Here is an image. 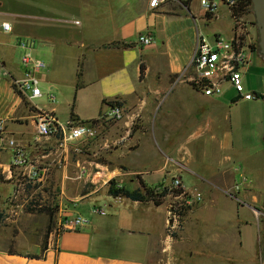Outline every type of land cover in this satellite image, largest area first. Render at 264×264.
<instances>
[{
  "label": "crops",
  "instance_id": "obj_1",
  "mask_svg": "<svg viewBox=\"0 0 264 264\" xmlns=\"http://www.w3.org/2000/svg\"><path fill=\"white\" fill-rule=\"evenodd\" d=\"M185 2H189V13L183 10ZM194 2L195 0H168L152 9L151 0H0V17L13 25L11 33L0 32V120L6 123L8 138L21 146L27 159L45 160L55 154L58 156V144L61 142L59 138L45 140L39 136L33 105L37 99L30 102L13 85L14 80L24 78L26 69L21 59L25 53L44 64L45 67L37 72L36 78L43 94L48 95L52 91H60L61 79L58 73L66 70L64 64L71 60L73 51L75 93L69 104L72 112L69 117L62 118L59 107L54 106L48 111L53 112L62 124L71 121L82 125L109 114V103L120 102L125 115L120 129L124 128L125 136L119 139L127 140L125 147L108 153L109 159H106L105 164L86 158L89 154L84 148L89 145L88 140L77 142L75 147L78 153L67 156L66 165L72 169L83 168L86 174L76 178L74 175V182H78L77 189L62 191V195L78 201L72 206L64 205L65 215H79L78 205L88 202L90 212L82 215L87 221L86 225L78 231H66L62 230L60 220L56 233L50 234L45 251L43 244L32 253L15 248H0V264H149L155 262L160 244L164 245L166 254L172 255L174 238L169 235L171 205L167 200L174 198L166 197L161 206L152 202L113 198L108 194V184L113 179H128L127 183L134 184L133 190H137L142 189L140 180L148 187H155L170 184L177 178L181 180L189 199H192V193L185 185L184 174L192 173L196 176V165L200 167L208 162L217 168L215 174L196 177L211 190L212 202H219L226 209L233 205L228 209L233 216L231 218H234L229 220V223H234L233 233L231 226L224 228L220 233L221 238L211 249L214 260L217 259L218 264H264V226L256 217L255 205L250 203V200L255 202L258 198L249 190L233 191L241 176L247 178L243 189L249 188V184L253 183L262 185V170H258L257 182L249 179V160L262 155L264 147L249 156V147H235L232 134L223 131L219 119L200 111L207 108L214 110L221 106L220 98L204 97L191 85L187 97L184 96L183 89L188 88V85L173 88L177 80L189 76L198 34L203 33L201 23L205 21L204 13L192 9ZM11 8L20 9V12L12 14ZM80 9H86L85 12L92 14L94 20H102L95 31L90 30L88 35L87 32L83 35L81 31L61 26L64 23L74 28L81 27L83 24L78 19L62 18V15L70 17ZM140 35L151 36L153 44L148 47L141 45ZM23 41L31 43V47L23 49L20 46ZM81 62L82 86L78 88ZM180 83L185 84L183 81ZM83 94L102 105V111L97 117L85 118L78 114V98ZM165 104H168L167 114L160 122L159 132L153 135L157 145L156 156L160 158L162 166L130 173L128 157L140 150L143 136L149 135L148 124L158 107ZM200 105L201 109L194 108ZM136 118H141L143 125L131 137ZM103 128H107L108 146L113 140L116 126L107 123ZM119 133L122 134L121 130ZM205 134H211L210 140L215 145L210 147L212 153L209 155V150L206 151L208 147H194L197 156H193L188 147L193 144L194 139ZM13 154L14 151L0 139V182L12 183L15 188L21 172H29V167L13 166ZM98 154L99 152H93V156L97 157ZM245 167L248 168L245 170ZM90 175L95 177L90 178ZM97 176L102 178L99 184L95 181ZM88 183L91 185L86 186ZM127 183L124 185L127 186ZM99 202L102 205H98ZM3 204L4 202L2 207ZM190 206L191 210L182 226L184 241L189 216L196 208L195 204ZM239 207L246 209L249 214L241 218ZM261 214L264 217V213ZM159 215L161 218L158 219ZM156 219L161 227L160 237H155L153 232ZM254 228L257 229L256 232ZM184 248L180 255L184 264H191L192 259L204 255H196L190 259ZM41 254L43 256L40 258L31 257Z\"/></svg>",
  "mask_w": 264,
  "mask_h": 264
},
{
  "label": "rangeland",
  "instance_id": "obj_2",
  "mask_svg": "<svg viewBox=\"0 0 264 264\" xmlns=\"http://www.w3.org/2000/svg\"><path fill=\"white\" fill-rule=\"evenodd\" d=\"M168 0H165L167 2ZM164 2V3H165ZM192 9L194 11L203 12L200 7V0H195L193 3ZM62 10V9H61ZM86 9H80L74 11V15L66 17L62 15L63 20H80L82 26H69L64 23L61 26L70 27L74 31L75 29L83 35H87L90 30L97 28L102 20H94L91 17L92 14H87ZM183 10L185 13L189 11L184 7ZM12 14L19 13L20 9L11 8L10 11ZM65 16V17H64ZM74 16V17H72ZM204 13V22L202 24L203 34L209 39L212 40L215 34H220L226 39H230L234 36V28H242V32L245 37V42L250 43V45H256L258 43V32L256 28V21L254 19L252 6H247L242 12V14L236 19L232 18L229 8L225 5H221L218 9L217 17L212 20L205 18ZM205 24V26H204ZM257 53L252 56V63L246 71H243L244 75V86L247 92H250L257 96V98L251 101L239 100L237 102H232V99L236 96L233 91L228 92L223 97L219 99L221 106L213 109L200 110L203 111L205 115L211 114L214 118L219 119L223 127V131L230 132L232 134L233 142L235 147H249V156H253L259 149L264 147V58ZM74 52H71V60L66 62V70L59 71L58 75L61 79L60 91H52L50 94H44L40 99H37L33 102V105L38 106L41 109L49 110L54 106L59 107V112L62 118L69 117V114L72 112L69 104L71 103L74 97ZM150 60V59H149ZM151 61V60H150ZM64 67V66H63ZM180 81H183L185 84H181ZM180 83V84H179ZM187 86L188 88L183 89L184 96L187 97L190 93V84L187 82V79L181 78L176 81L173 88ZM179 89V88H178ZM179 91V90H178ZM177 91V92H178ZM50 95L56 97V102L52 103L49 99ZM238 103V104H236ZM233 104V105H232ZM236 104V105H234ZM192 106V105H190ZM78 111L82 117L93 118L97 117L102 111V105L91 99L86 94L79 96L77 103ZM168 104L160 105L156 114H154L152 120L148 124L149 135L143 136V145L140 150L133 155L129 156L127 159L128 171L133 173L134 170H153L160 168V158L156 156L157 145L153 140V135L159 132L160 122L164 119L167 114ZM195 109H201L202 106H194ZM33 109V108H32ZM109 114L102 117L99 120L94 122L84 123L83 125H88L93 128L94 136L89 137V145L85 146L84 151L89 155L86 156L87 159L92 161H98L100 163H107L106 159L108 158V153L114 150H117L120 147H125L126 139L122 141L119 138L125 136L124 128L120 129L121 123L124 121V114L121 118H112ZM166 119V118H165ZM229 119V120H228ZM71 122V121H70ZM109 123L111 126H116V131L113 135V140L107 146V128L104 129L103 126ZM72 126L76 124L71 122ZM141 118H136L132 126V132L130 133L131 137L133 134L142 128ZM106 130V131H104ZM121 130V135L119 133ZM119 135L121 137H119ZM159 138V137H158ZM211 134L202 135L200 138L194 139L193 144L188 148L192 150L193 156H197L196 148L194 147H208L206 151L209 150V155L212 153L210 147H215L214 143L210 140ZM219 138H222V135H219ZM44 139V138H43ZM45 140H47L45 138ZM49 140V139H48ZM80 140V141H82ZM79 142V141H77ZM69 143L67 145L58 144L59 155L50 156L43 160L42 158L38 160L37 158H32L31 160L27 159L26 155V164L25 168L29 167V172L23 170L19 176V181L15 185V188L12 183L0 182V248L2 249H20L21 251L32 253L39 250L40 244L44 243L45 235L49 229H52V233H56L58 230L57 225L61 220L62 224L70 216H82L87 214L89 211V204L85 202L84 204L78 205L79 215H65L64 205L72 206L75 205L77 200H70L66 195H62V191H69V189H77L78 182L74 178L83 176L86 174V171L83 168L77 167L72 169L70 166L66 165L67 156H71L72 153H78L76 143ZM164 143V142H163ZM161 148V147H160ZM164 148V147H162ZM179 147H177L178 149ZM93 152H99L96 156H93ZM159 155V150H158ZM57 158V159H55ZM111 160V158H110ZM264 153L256 157V159L249 160V179L253 182H257V173L258 170L264 172ZM212 162V159L209 160ZM253 163V164H252ZM22 167V168H24ZM194 172L196 176H213L217 168L211 163H203L202 166H197ZM245 167L244 169L246 170ZM96 169V171H99ZM36 174V176L33 175ZM73 173V175H72ZM75 177L73 178V176ZM192 173L184 174V181L186 187L191 191L192 194H189L195 204L194 212L189 216L190 219L187 222L186 234H184L185 241L182 233V226L185 220V217L182 219L181 227L178 226L169 231V235H176L173 240L174 249L173 254H166L164 245L160 244V247L157 249L158 256L155 259V262L149 264H184L181 259V250L183 247L187 251L189 258L196 255H203L201 257L197 256L192 259L191 264H218V260H214L213 254H211V249L214 248L216 242L221 238L220 233L224 228L231 229V233L234 231V223H229V220L234 218L231 215V211L228 208L233 207V205L223 208L221 203L211 201L212 192L211 190L203 184V182ZM94 178L95 175H90V178ZM245 176H241L238 179L233 188L234 193L238 191H248L252 195L258 198L257 201L250 200V203L254 204L257 211L256 217L258 221L264 226V217L261 212L264 213V181L261 184H249V188H245L246 183L242 184V180L245 179ZM101 177L97 176L95 178L96 183L99 184ZM247 179V178H246ZM117 180L121 185L127 183L128 179L125 181ZM174 180H179L177 178L173 179L170 184L164 183V185H172ZM3 181V180H2ZM181 181V180H180ZM74 183V187L72 184ZM91 185L90 183L86 186ZM97 185V184H96ZM129 189L133 190L135 188L134 184L131 182L127 183ZM77 193V192H76ZM68 195V194H67ZM198 195L201 196L202 200H198ZM3 207H2V203ZM168 204L171 205L170 208H178L176 202L182 201L181 198H168ZM223 202V201H222ZM102 205L101 202L97 203ZM41 209H53L56 211L54 218L51 220L48 213L40 212ZM241 218L249 214L246 209H241L239 207ZM187 215V214H186ZM161 215L157 216L159 219ZM156 218V217H155ZM158 219L155 220V228L153 229L155 237L161 236V227L158 225ZM185 225V223H184ZM56 230V231H55ZM256 232L257 229L254 228ZM254 239V237H253ZM146 242L147 240L144 239ZM183 241V243H182ZM184 245V246H183ZM210 247V248H208ZM210 249V250H208ZM246 257V256H244ZM212 261L214 263H209Z\"/></svg>",
  "mask_w": 264,
  "mask_h": 264
},
{
  "label": "built area",
  "instance_id": "obj_3",
  "mask_svg": "<svg viewBox=\"0 0 264 264\" xmlns=\"http://www.w3.org/2000/svg\"><path fill=\"white\" fill-rule=\"evenodd\" d=\"M164 2L165 0H151L150 7L155 9ZM237 2L238 0H200V7L205 15L208 14L215 18L221 5L227 6L232 13V8L237 5ZM12 31L11 22L0 17V32L11 33ZM241 32V27L240 29L234 28L232 38L226 39L220 34H215L212 40H209L203 33L198 34L197 46L188 72L189 76L183 78H186L187 82L204 97L219 99L233 91L236 94L233 102L251 101L257 98L256 95L245 90L243 71L250 67L252 56L257 53L256 50H259V47L254 48L258 46V43L250 45V43L245 42V39L242 41L243 33ZM153 42V38L149 35H140L139 37V43L143 46H151ZM20 46L27 50L31 47V43L23 41L20 42ZM21 63L26 69L24 78L14 80L13 85L17 92L25 95L30 102H33L34 99L44 96L38 85L36 74L45 66L42 62L34 60L29 53L23 55ZM49 99L52 103L56 102V97L53 95H50ZM34 108L36 112L35 124L40 137L46 139L59 138L62 145H67L94 136L93 128L88 125L72 126L70 121L62 124L53 112L35 105ZM123 114L122 108H111L110 115L112 118H121ZM6 130L5 121L0 120V139L3 144H7L14 151L12 165L22 168L26 164L23 149L15 140L8 138ZM33 175L36 176L34 173ZM241 182L242 184L247 183V179L245 178ZM162 185V188L169 187L171 190L183 189L185 191L180 180H174L170 186ZM183 195L179 197L181 198ZM198 200H202L200 195H198ZM186 204H193V200L189 199ZM170 216L169 228L173 230L178 226V216L172 211ZM86 223L87 221L82 216H74L67 218L61 228L66 231H78Z\"/></svg>",
  "mask_w": 264,
  "mask_h": 264
},
{
  "label": "trees",
  "instance_id": "obj_4",
  "mask_svg": "<svg viewBox=\"0 0 264 264\" xmlns=\"http://www.w3.org/2000/svg\"><path fill=\"white\" fill-rule=\"evenodd\" d=\"M185 6H188L189 2L184 3ZM247 6H252L253 3L252 0H238L237 5L232 8V16L233 18H238L242 12H244L245 8ZM206 18L208 20H212L213 18L210 15H206ZM245 37L242 35L241 40L244 41ZM121 46V45H120ZM126 47H130L132 45H123ZM255 49L258 48V46L254 47ZM82 66L83 63L81 62L79 67V74H78V88L82 86ZM142 74L144 75V66H142ZM143 77V76H142ZM257 96H259L257 94ZM111 108H116L122 107V104L120 102H112L109 103ZM94 122V121H92ZM140 179V177H138ZM109 190L108 194L112 196L113 198H126L134 202H142V203H154L156 206H161L164 204L166 197L172 196L173 198H180L182 194L183 197H181V202L178 201L176 202V206L174 208H170V212L172 211L174 214L178 216V222H179V227H181L182 219L186 216V214L191 210V206L189 204H186V202L189 201L188 194L183 190V189H170L169 187H163V185H158L155 187H148L142 180H140V185L142 189H137V190H131L125 185H121L117 180H111L109 182ZM40 212H46L49 215V218L52 220L54 218V215L56 213L55 210L51 209H41ZM169 231L170 228H169ZM52 233V229H49L45 235L44 243H43V251L47 249L48 241L50 234ZM173 238L176 237V235H172ZM43 254L41 255H31L32 258H40L42 257Z\"/></svg>",
  "mask_w": 264,
  "mask_h": 264
},
{
  "label": "water",
  "instance_id": "obj_5",
  "mask_svg": "<svg viewBox=\"0 0 264 264\" xmlns=\"http://www.w3.org/2000/svg\"><path fill=\"white\" fill-rule=\"evenodd\" d=\"M253 15L258 32V54L264 58V0H252ZM185 8L190 12L188 6Z\"/></svg>",
  "mask_w": 264,
  "mask_h": 264
},
{
  "label": "flooded vegetation",
  "instance_id": "obj_6",
  "mask_svg": "<svg viewBox=\"0 0 264 264\" xmlns=\"http://www.w3.org/2000/svg\"><path fill=\"white\" fill-rule=\"evenodd\" d=\"M263 204H264V197H263Z\"/></svg>",
  "mask_w": 264,
  "mask_h": 264
}]
</instances>
